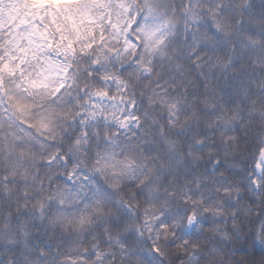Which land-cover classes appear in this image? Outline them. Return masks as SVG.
<instances>
[{
	"label": "clouds",
	"instance_id": "clouds-1",
	"mask_svg": "<svg viewBox=\"0 0 264 264\" xmlns=\"http://www.w3.org/2000/svg\"><path fill=\"white\" fill-rule=\"evenodd\" d=\"M22 10L62 29L0 84V264H264V0Z\"/></svg>",
	"mask_w": 264,
	"mask_h": 264
},
{
	"label": "snow or ice",
	"instance_id": "snow-or-ice-1",
	"mask_svg": "<svg viewBox=\"0 0 264 264\" xmlns=\"http://www.w3.org/2000/svg\"><path fill=\"white\" fill-rule=\"evenodd\" d=\"M121 2L122 0H21V9L17 10L18 16L6 26L0 22V84L3 83L5 75L14 76L17 70L22 72V66L29 58L43 59V50L58 43L55 36L62 29L58 17L54 15L49 19H44L41 14L39 22H37L36 14L31 10H22L25 6L72 8L80 3L120 5ZM108 10L112 11L111 8ZM29 17H32V19H29ZM68 19L74 20L75 17L70 15ZM29 25L30 27H26ZM60 39L62 40L63 37L61 36ZM254 166L264 175V149L257 150ZM230 179H233L234 182V178L230 177ZM249 183L254 182L249 180ZM221 191L225 193L230 191L229 180H224L218 185L217 194ZM214 198L211 197V199ZM161 226L166 227L164 224H161ZM154 251L159 252V249H154ZM93 255H97V253H93ZM85 258L84 256L80 257L81 260ZM130 258L132 257L130 256ZM68 259L72 260L73 257L69 256Z\"/></svg>",
	"mask_w": 264,
	"mask_h": 264
}]
</instances>
